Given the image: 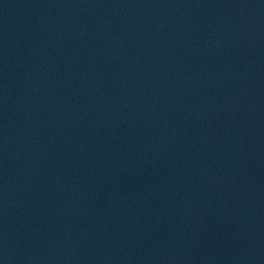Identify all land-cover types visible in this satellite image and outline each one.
Returning a JSON list of instances; mask_svg holds the SVG:
<instances>
[{
  "label": "water",
  "instance_id": "1",
  "mask_svg": "<svg viewBox=\"0 0 264 264\" xmlns=\"http://www.w3.org/2000/svg\"><path fill=\"white\" fill-rule=\"evenodd\" d=\"M0 264H264V118L210 0H0Z\"/></svg>",
  "mask_w": 264,
  "mask_h": 264
}]
</instances>
